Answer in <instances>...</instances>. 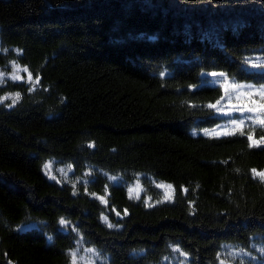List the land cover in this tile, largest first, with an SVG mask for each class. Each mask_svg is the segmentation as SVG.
Masks as SVG:
<instances>
[{"label":"trees","instance_id":"trees-1","mask_svg":"<svg viewBox=\"0 0 264 264\" xmlns=\"http://www.w3.org/2000/svg\"><path fill=\"white\" fill-rule=\"evenodd\" d=\"M11 62L37 82L0 103V264H71L78 243L108 264L264 246V145L247 138L264 127L199 133L222 121L207 74L264 87V0H0ZM50 160L79 181L50 180ZM136 180L150 203L129 197Z\"/></svg>","mask_w":264,"mask_h":264},{"label":"rangeland","instance_id":"rangeland-1","mask_svg":"<svg viewBox=\"0 0 264 264\" xmlns=\"http://www.w3.org/2000/svg\"><path fill=\"white\" fill-rule=\"evenodd\" d=\"M257 62H260L259 59L256 60ZM14 65L18 66L19 71L18 75L20 76L19 80H13L11 79V76L13 75L14 71ZM24 69H26L23 66H20L17 63L11 62L8 64L6 68H0V72L4 73L3 77L0 78V97H12L16 93L13 92H3L4 87L8 83H17V84H23L29 88H33V86L36 84L37 80L31 75L29 70L25 72ZM211 74V73H210ZM207 74V83L211 86H219L222 90V97L219 100V103L217 102V108L213 109L214 112H216L221 118L222 121L213 129L209 130H203L199 133L204 136H225L232 134L236 132L234 125L232 124L233 120L236 121H243V127L251 124V125H259L255 123V120L257 116L264 118V112L253 114L251 112H241L229 109L228 105H240L249 103L250 97L248 94L252 93H259L261 91H264V87H257L249 83H239L234 82L230 79H228L226 76H220L217 75L213 77L212 75ZM31 76L32 79L29 80L28 77ZM239 86V87H234ZM251 99H254L258 102L261 101V97L259 95H252ZM0 103H7L12 105L13 101L11 98L4 99ZM254 106V105H253ZM229 113L227 115L223 113ZM228 133V134H225ZM195 134V133H194ZM45 165H48V168H45ZM43 167L44 173L50 180L54 181H62V182H69L71 181L73 184H76V182L79 181V179H76L72 175V168L70 166H64L56 163L54 160H50L46 162ZM109 180L113 183H118L119 178L118 177H109ZM136 185H139V192L129 194L130 188H135ZM158 185H164L169 186L163 183L156 184L154 183V186L159 189L163 195V199L165 201H169L172 199L173 195V189L172 187H158ZM127 192L130 198L138 200L143 199L146 203H150V199L146 197L145 189L142 186L141 182L139 180L134 181L127 187ZM166 193L168 198H166ZM32 225L22 226L20 227L21 230L29 229ZM224 253H223V259L221 260L220 264H258L262 263L264 260V246L259 243L252 242L249 246L248 250H239L234 249L233 247L226 246L224 247ZM70 259L71 264H108V261L105 257L101 256L96 250L85 247L82 243H78L76 247L70 252ZM177 264H184L183 261L177 262Z\"/></svg>","mask_w":264,"mask_h":264},{"label":"snow or ice","instance_id":"snow-or-ice-1","mask_svg":"<svg viewBox=\"0 0 264 264\" xmlns=\"http://www.w3.org/2000/svg\"><path fill=\"white\" fill-rule=\"evenodd\" d=\"M14 69H16V71H14L13 75L11 76V79H13V80H19L20 79V76L17 74L18 71H19L18 66L14 65ZM24 71L26 72L27 69H24ZM3 75H4V73L0 72V78H2ZM210 75H212L213 77H215L217 75L223 76L224 74L223 73L213 72ZM28 79L31 80L32 77L29 76ZM234 87H239V86H234ZM248 95L250 97L249 103L240 104V105H232V104H229L228 105L229 109L237 110V111L241 112V114L243 112H251L253 114L264 112V91H261L259 93H252V94H248ZM252 95H259L261 97V101L258 102V101L254 100V99H251V96ZM9 98H11L12 101H13V104H15L20 99V96H19V93H17V94H15L12 97H0V102H2L4 99H9ZM218 103H219V101H217V104ZM217 104H209L208 107L210 109H215V108H217ZM223 114L227 115L229 113L225 112ZM255 123L259 124L261 127H264V118H261V117L257 116V118L255 120ZM232 124L234 125V127H235V129L237 131H240L241 134H243V121H239L238 122L236 120H233L232 121ZM225 134H228V133H225ZM247 138H248V140L250 142L249 143V147H260L261 145H264V136H262L260 138V140H254L253 135L249 134ZM45 168H48V165H45ZM255 174L256 175H259L262 179H264V173H255ZM158 187H167V188H170L171 186L170 185L169 186L158 185ZM139 190H140L139 185H136L135 188H130L129 189L130 196L133 193H137L138 194ZM166 198H168L167 193H166ZM98 199H100L102 203H106V201L102 197H98ZM113 211H115V210H113ZM117 215H119V213H117ZM125 215H127L126 212H125ZM102 219H104L105 222L107 223L106 218L102 217ZM60 224L61 225H64L65 224V221L62 219L60 221ZM108 227L111 228V227H113V225L112 224H108Z\"/></svg>","mask_w":264,"mask_h":264}]
</instances>
